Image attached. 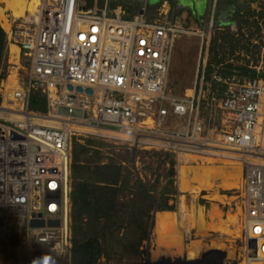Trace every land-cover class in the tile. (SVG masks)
<instances>
[{
  "label": "built area",
  "instance_id": "2783aa9c",
  "mask_svg": "<svg viewBox=\"0 0 264 264\" xmlns=\"http://www.w3.org/2000/svg\"><path fill=\"white\" fill-rule=\"evenodd\" d=\"M96 1L87 7L84 0H33L23 16L34 25L32 42L23 45L29 74L59 124L23 123L17 125L19 132H0V222L6 223L7 213L21 215L17 225L34 241L54 240L57 233L66 237L69 141L63 122L142 131L152 144L195 151L208 143L201 137L203 125L213 126L211 147L235 152L243 161L240 205L246 263L264 264V78L242 83L224 79V91L216 98L204 82L205 41L195 66L197 91L173 97L166 90V77L177 31L166 21L169 9H160L152 21L145 19L143 9L124 19L119 6L108 10V0H101V6ZM14 19L6 23L8 28ZM213 79L221 81L215 75ZM28 92L8 91L9 99L27 107ZM169 116L181 119L182 127L168 131ZM220 259L216 262L215 257V264H224Z\"/></svg>",
  "mask_w": 264,
  "mask_h": 264
},
{
  "label": "rangeland",
  "instance_id": "374dc122",
  "mask_svg": "<svg viewBox=\"0 0 264 264\" xmlns=\"http://www.w3.org/2000/svg\"><path fill=\"white\" fill-rule=\"evenodd\" d=\"M12 1L22 4L24 10L21 14L14 15L13 11L7 8V3ZM137 1L139 2L136 11L146 10L147 5H156V8L147 11L152 20L158 19L157 12L160 9L168 8L166 21L177 31L172 41L167 68L168 94L182 97L189 91H197V81L194 83L197 60L203 56L204 43H208L212 31L220 30L223 27L221 23L225 24V20L220 16L219 22L214 23L210 11L211 0H177L173 8L168 6L165 0ZM32 2L33 0H0V29L4 33L3 62L0 67V75H4L0 77V132L4 134L18 131L17 125L23 123L46 127H56L59 124L53 118L54 111L46 102V98V111L43 114L29 111L24 102L21 107L15 106L20 104L9 99L8 91L14 89H19L24 94L25 89L39 90L42 93L35 85L36 80L29 74L28 51L23 48L24 44L31 43L34 38V25L23 17L28 14L31 9L28 6L32 5ZM250 7L259 11L264 7V0H256ZM189 11H194L199 23L191 19ZM12 18L16 20L14 19V24L8 28L6 23ZM258 35L252 38L251 43L262 42L261 57L264 51V30L261 29ZM242 57L239 53V59L230 61L232 64L244 65ZM244 59L248 61V65H253V60L248 56ZM260 65L261 63H257L253 68L259 70ZM207 88L209 91V86ZM200 114L203 116V110ZM63 124L68 131L69 161L71 143L89 140L99 147L103 161L111 158L120 162L131 186L121 194L122 202L130 199L128 192L135 190L132 184L136 181L145 187L153 186V191L148 192L151 209L145 229L146 235L139 245L138 253L121 249L113 241L111 250H107L106 255H101L96 264H179L178 262L183 263L190 259L198 262L202 258L214 261L216 251L223 258L224 264H247L245 257L248 247L241 224L240 205L243 161L235 152L225 153L211 147L214 146L209 144L215 134L211 131L213 126L208 128L203 125L201 137L206 138L208 143L195 151L177 145L176 148H171L162 142L152 144L154 141L142 131H111L86 125H72L69 122ZM182 124L181 119L169 116L165 128L168 131L176 130L181 128ZM155 153L162 154L161 158L165 153L172 154L173 176L169 186L165 177L168 164L163 165L165 170H157ZM67 184L69 185V169ZM164 186L168 191L161 195L159 191ZM162 204L168 208L156 210V207ZM126 213L128 212H125L124 216H127ZM6 215V221L3 220L6 223L0 222V264H12L16 259L21 260L20 264H29L30 261L35 264H70L68 215L66 237L57 233L54 240L48 242L46 239L41 242L39 239L34 241L30 233L31 237L26 231L22 233V226L17 225L21 215L16 218L8 213ZM2 229H7V232H2ZM64 243L67 246H64ZM60 249L63 250L61 253ZM25 253H29V261L22 257Z\"/></svg>",
  "mask_w": 264,
  "mask_h": 264
},
{
  "label": "trees",
  "instance_id": "16d2710c",
  "mask_svg": "<svg viewBox=\"0 0 264 264\" xmlns=\"http://www.w3.org/2000/svg\"><path fill=\"white\" fill-rule=\"evenodd\" d=\"M84 1L87 7L93 4V0ZM165 1L172 8L178 2L177 0ZM255 1L211 0L210 11H212L214 23L219 22L220 16L223 21L225 20V24L221 23L223 27L220 30L215 29L211 33L203 70L204 82L208 84L209 92H215L216 98H219L224 91L225 85L222 83L224 79L232 78L233 81L242 83L255 78H264V51L260 57L262 42L251 43L252 38L258 35L261 29L264 30V7L255 11L250 7ZM138 2L137 0H108L107 9L112 10L119 6L121 10L131 14L129 17H124L129 19L138 11H136ZM96 4L101 6L102 1L97 0ZM154 7L156 8V5H147L146 10L143 9L147 21H152L147 11ZM189 15L193 21L199 23L194 11H189ZM3 49L4 33L0 29V67L3 62ZM239 53L242 54L241 60L245 64H232L231 61L235 62L239 59ZM247 56L253 60V65H248V61L244 59ZM257 63L261 65L256 71L253 67ZM213 75L218 76L221 81L214 80ZM26 104L29 111L41 114L46 111L45 97L39 90L31 89L28 92ZM100 154L99 147L89 140L71 143L68 165L70 264H96L100 256L106 255L105 252L113 246V241L121 249L138 253L139 245L146 235L145 229L151 209H149L148 192L153 191V186L145 187L136 181L132 184L135 190L132 193L128 192L130 199L122 202L121 194L131 188L129 178L120 162L111 158L103 161ZM155 157L157 170L168 164L165 177L168 179L166 183L169 186L173 176L172 154L165 153L161 158L162 154L155 153ZM167 191V187L164 186L159 193L163 195ZM167 208L162 204L158 205L156 210ZM125 212H128L127 216H124Z\"/></svg>",
  "mask_w": 264,
  "mask_h": 264
},
{
  "label": "bare ground",
  "instance_id": "6f19581e",
  "mask_svg": "<svg viewBox=\"0 0 264 264\" xmlns=\"http://www.w3.org/2000/svg\"><path fill=\"white\" fill-rule=\"evenodd\" d=\"M3 2V1H2ZM28 3V2H27ZM24 6V5H23ZM32 5H30V6H28V7H31ZM7 8H10L13 12V14L14 15H19V14H21V12H22V10H24L23 9V7H22V4L21 3H19V1L17 2V1H12V2H8L7 3ZM26 9V8H25ZM2 11V10H1ZM2 13V12H1ZM0 16H2V15H0ZM3 18V17H2ZM181 173V172H180ZM180 173H178V174H180ZM181 175H179V177H180ZM179 180V179H178ZM181 180V179H180ZM0 218L1 219H3V217H2V215L0 214ZM9 227V226H8ZM2 232H7V229H2L1 230ZM30 252V251H29ZM29 254V253H28ZM28 254L27 253H25L24 255H22V257H24L25 259H27L28 261L31 259H29V256H28ZM216 262L217 261H220L221 259V257H220V254H219V252L218 251H216ZM20 259H16L12 264H20ZM33 261V260H32ZM205 262H197V261H195V259H190L189 261H187V262H183V264H215V261H213V260H204ZM29 264H35V263H32L31 261L29 262Z\"/></svg>",
  "mask_w": 264,
  "mask_h": 264
},
{
  "label": "crops",
  "instance_id": "0c3cea01",
  "mask_svg": "<svg viewBox=\"0 0 264 264\" xmlns=\"http://www.w3.org/2000/svg\"><path fill=\"white\" fill-rule=\"evenodd\" d=\"M122 12H123V14L121 15L122 18L129 17L131 15L130 13L125 12L123 9H122ZM133 14H135V13H133Z\"/></svg>",
  "mask_w": 264,
  "mask_h": 264
},
{
  "label": "water",
  "instance_id": "95a60500",
  "mask_svg": "<svg viewBox=\"0 0 264 264\" xmlns=\"http://www.w3.org/2000/svg\"><path fill=\"white\" fill-rule=\"evenodd\" d=\"M71 88L70 87H68V90H70ZM78 91H79V89H77ZM90 91L88 90L87 91V93H89ZM60 111H62V110H60ZM78 115V114H77ZM179 264H183V263H181V262H178Z\"/></svg>",
  "mask_w": 264,
  "mask_h": 264
}]
</instances>
